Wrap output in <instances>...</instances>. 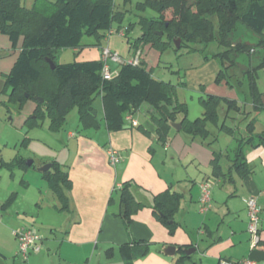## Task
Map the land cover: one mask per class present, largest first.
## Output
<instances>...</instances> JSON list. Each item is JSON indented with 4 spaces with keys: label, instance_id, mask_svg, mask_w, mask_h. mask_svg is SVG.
<instances>
[{
    "label": "crops",
    "instance_id": "1",
    "mask_svg": "<svg viewBox=\"0 0 264 264\" xmlns=\"http://www.w3.org/2000/svg\"><path fill=\"white\" fill-rule=\"evenodd\" d=\"M105 38L104 47L90 42L71 50L82 57L81 61L100 60L103 48L117 52L122 60L134 59V56L129 58L128 46L120 51L112 45V36ZM20 45L21 39L17 50ZM83 47L91 49L83 50ZM11 48L8 38L0 35V60L7 56ZM140 49L142 51L143 47ZM92 50L96 57L92 58ZM134 52L137 56L138 53ZM140 62L138 59V64ZM12 63L4 64L6 70L0 71V74L5 77ZM107 64L116 75L120 63L108 61ZM221 87L215 96L235 101L238 110H230L223 120L232 133L220 131L213 142L211 136L201 139L178 133L182 131V126L176 133L170 130L165 142L161 141L155 121L157 113L147 103L130 115L135 125L126 120L128 115L122 114L119 116L121 119L117 117L122 128L108 129L103 96L98 93L93 97L92 106L98 126L84 129L78 117V134L69 131L66 138L68 145L72 142L75 145L72 156L68 160L60 156L47 157L41 163L52 166L55 162L68 174L70 187L63 191L66 206L44 177L51 167L43 172L42 179L47 191H51L55 198L53 208L66 214V221L57 227L61 233L58 239L68 238L71 252L77 255L81 251L87 264H92V245L97 239L108 246L105 253L109 259H115L117 254L120 257L121 246L127 244L131 248L132 264H219L220 261L240 264L245 260L252 264H264V147H243L250 168L248 174L242 175L232 167L237 138L245 135L249 121L254 120V132L264 136V111L254 110L251 101L241 103L228 86H225V91ZM96 99L97 108L93 105ZM35 108V105L29 107V116ZM230 114L238 117H231ZM239 117L246 122L241 133L237 126L228 122ZM221 134L226 138L220 139ZM109 147L121 157L114 167L109 165L106 156ZM214 153L219 154L221 177L218 179L214 178L212 168ZM125 182L129 183L127 187L134 200L142 205L132 214V222L128 226L120 216L122 209L118 190ZM203 182L210 184V203L205 212H201L200 204V184ZM164 192L179 198L172 215L171 221L175 223L172 230L160 221L152 209L154 198ZM250 197L255 198L260 209L259 244L253 248L247 233V209L243 202V199ZM137 242L147 245L144 255L140 254ZM170 246L176 248L173 255L166 254ZM190 248L195 249V253L189 259L179 261L181 256L187 257L184 251ZM100 261L98 258V264ZM120 261L123 264L121 257Z\"/></svg>",
    "mask_w": 264,
    "mask_h": 264
},
{
    "label": "trees",
    "instance_id": "2",
    "mask_svg": "<svg viewBox=\"0 0 264 264\" xmlns=\"http://www.w3.org/2000/svg\"><path fill=\"white\" fill-rule=\"evenodd\" d=\"M137 4L140 10L148 5L153 6L158 16L141 18L140 34L133 40L126 37L131 27H118L115 33L122 31L130 49L135 51L147 44L160 48L158 36L161 32L170 42L179 40L180 46L191 42L207 45L217 41L227 48L219 53L227 63L230 54L241 51L231 53L232 46H228L226 41L234 31L236 23L258 36L256 48L263 52L261 59L244 73L249 78L254 110L264 111V102L261 99L264 94L257 90L254 83L255 71L264 67V0H192L191 4L186 0H141ZM168 14L170 17H167ZM208 16L216 18L217 30L214 31ZM114 19L120 23L123 18L114 16L112 0H54L53 3L50 0H34L30 9L21 6L20 0H0V35L8 38L12 49L17 48L21 39L18 56L11 70L5 75L4 86L10 90L8 102L23 105L27 100H43L27 118L29 128L38 126L40 120L48 117L49 128L58 131L62 128L66 115L74 107L77 108L79 122L84 129L96 128L98 123L92 101L96 94L101 93L108 129L122 128L121 121H117L119 116L131 115L143 103H147L154 107L157 113V134L161 141L165 142L170 131V118L172 119L181 107L174 103L169 85L152 80L143 62L137 65L121 63L116 75L110 80H103V64L100 60L67 64H58L55 61L59 51L80 48L84 37L94 38L97 42L93 44L101 46L100 38L105 35L107 37L108 32L112 31ZM237 47L241 49L244 45L237 44ZM46 59L53 62V70ZM227 66L234 68L230 63ZM229 78L231 79L226 84L233 89V82L236 81L233 75ZM201 105L202 116L193 121L180 122L182 131L201 139L211 136L212 142L220 131L232 133V129L226 126L223 120L228 117L230 110H238L235 101L207 95L206 99L201 100ZM208 124L216 129L215 132L208 129ZM244 146L264 147V136L254 132V120L246 124L245 135L237 138V147L233 151L232 167L242 175L250 172L243 154ZM214 155L212 168L214 178L218 179L221 177L219 154ZM44 177L66 206L63 191L70 187L68 174L54 162L51 170L44 173ZM128 184L125 182L118 189L122 209L120 216L126 226L131 224L132 214L142 206L134 200L128 190ZM178 199L168 192L154 198L152 209L158 214L160 221L171 230L175 226L171 220ZM3 209L4 205L0 206V212ZM136 244L140 246V254L144 255L147 245L143 242ZM130 249L127 244L121 246L120 257L123 264H132ZM184 258L190 257L183 255L179 261Z\"/></svg>",
    "mask_w": 264,
    "mask_h": 264
},
{
    "label": "rangeland",
    "instance_id": "3",
    "mask_svg": "<svg viewBox=\"0 0 264 264\" xmlns=\"http://www.w3.org/2000/svg\"><path fill=\"white\" fill-rule=\"evenodd\" d=\"M50 1L53 3L54 0ZM186 1L188 4L192 3V0ZM33 2L34 0H20L21 6L27 9L32 7ZM139 2L141 0H112L114 16L123 18L120 23L114 19L112 26L114 33L111 35L112 45L120 51L130 46L123 37L115 33L118 27L122 29L131 27L126 37L133 40L140 34L141 18L158 16L153 6L148 5L140 10L137 6ZM167 17H170L169 14ZM207 18L211 21L214 31L217 30L216 18L214 16ZM105 37L100 38L101 47L106 46ZM158 37L161 42L160 48L149 44L143 45L142 51L140 48L136 50L139 56H136L131 48L129 58L137 57L136 60H141L145 69L150 72L152 80L157 83L164 82L171 88L174 103L181 107L174 113L172 119L170 118L172 133L178 132L172 124H180L183 120L193 121L201 117L203 113L201 100L206 99L207 95L219 94L218 90L221 86L225 91V86H228L226 83L231 79L229 76L233 75L236 81L233 82V94L238 96L241 103H250V83L244 72L261 59L263 52H259L256 48L258 36L236 23L234 31L226 41L228 46H232L231 53L236 50L241 51L230 54L227 63L219 55L227 48L222 47L217 41L207 45L199 42L183 43L181 46L179 42L180 47L176 48L174 41L170 42L165 34ZM90 42L96 44L97 40L88 37L82 40L83 44ZM237 44L244 45L245 50L239 49ZM89 49L91 48L83 47V50ZM94 51H90L93 52L92 58L96 57ZM18 53L19 49L11 48L7 56L0 60V71L6 70L3 67L4 64L13 62V66ZM55 60L58 64H67L83 59L71 49H65L56 54ZM229 63L234 68H229L227 66ZM117 68L119 69L118 66ZM10 70L7 69V71ZM4 80V75L0 74V206L4 205V209L0 212V264H81V262L87 264L81 251L77 255L70 251L68 238L58 239L61 233L57 227L64 223L67 217L65 213H60L53 208L55 198L51 191H47L42 179L43 172L39 171L45 158L60 156L68 160L74 153V143L68 145L66 138L69 131L78 134L76 132L79 129L77 108L69 112L61 130H51L48 117L40 120L38 126L29 128L26 122L29 117V107L41 103L38 100H27L23 105L8 102L10 90L5 88ZM254 83L257 90L264 94V67L255 71ZM97 99L93 104L95 108L98 107ZM261 99L264 102L263 97ZM230 116L238 117L234 114ZM228 122L232 126H237L240 133L246 123L240 117L235 120L229 119ZM208 129L212 132L216 130L210 124ZM225 138V135H220V139ZM29 162L33 164L28 167ZM21 228L31 229L42 239L40 252L30 254L26 261L16 256L17 241L13 232ZM107 247L97 239L93 242L92 264H98V258L101 259L99 264H122L118 254L115 259L107 258L105 253Z\"/></svg>",
    "mask_w": 264,
    "mask_h": 264
},
{
    "label": "built area",
    "instance_id": "4",
    "mask_svg": "<svg viewBox=\"0 0 264 264\" xmlns=\"http://www.w3.org/2000/svg\"><path fill=\"white\" fill-rule=\"evenodd\" d=\"M113 34L112 31L108 32V37ZM121 37H123V32L120 31L117 33ZM139 56V53L138 55ZM137 57H135L132 60H122L118 54L110 50L109 48H103L101 49L100 53V61L102 62V72L101 76L103 80H110L114 75L109 69V66L107 64L108 61H112L115 63H127L131 65H137L138 61L136 60ZM127 121L131 122V124L135 125L136 123L132 121L131 116L128 115L126 118ZM106 156L108 159V163L110 166L114 167L116 166L120 160L121 157L119 153L114 150L113 148L109 147L106 150ZM200 191H201V197H200V204H201V212H205L210 203V184L207 182H203L200 184ZM246 209H247V233L250 237V243L251 247H255L259 244V222H260V209L256 203L255 198L250 197L246 198L244 200ZM13 236L17 241V256L20 257L23 261H26L28 259V256L30 254H37L40 252V244L42 242V239L39 235L34 233L31 229L21 228L19 230H16L13 232ZM219 264H229L227 261H220ZM240 264H252L249 260L242 261Z\"/></svg>",
    "mask_w": 264,
    "mask_h": 264
},
{
    "label": "water",
    "instance_id": "5",
    "mask_svg": "<svg viewBox=\"0 0 264 264\" xmlns=\"http://www.w3.org/2000/svg\"><path fill=\"white\" fill-rule=\"evenodd\" d=\"M159 36H161V32H159ZM174 43H175V45H176V48H179V40L174 41ZM46 62L48 63L50 69L53 70L54 67H55L54 64H53V62H52L50 59H46ZM37 100H38L40 103L43 102L42 99H37ZM263 100H264V97H263ZM172 127H173L174 129H176V130H180V129H181V125H180V124H172ZM31 164H32L31 162L27 163L28 166H30ZM50 167H51L50 164H46V165L42 166L41 168H39V171H40V172H46V171H48V170L50 169ZM175 249H176V248L173 247V246L168 247V248L166 249V254H167V255H173ZM194 253H195V249H193V248H190V249H187V250L184 251V254H185L187 257H190V256H191L192 254H194Z\"/></svg>",
    "mask_w": 264,
    "mask_h": 264
}]
</instances>
